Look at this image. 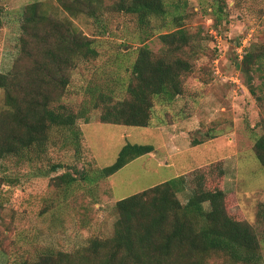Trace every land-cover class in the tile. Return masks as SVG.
Returning a JSON list of instances; mask_svg holds the SVG:
<instances>
[{"label":"rangeland","instance_id":"374dc122","mask_svg":"<svg viewBox=\"0 0 264 264\" xmlns=\"http://www.w3.org/2000/svg\"><path fill=\"white\" fill-rule=\"evenodd\" d=\"M117 0H80L63 9L56 0H0V72L12 66L20 52V28L27 5L55 19H69L93 41L94 58L69 70V83L60 102L78 118L77 140L70 129L52 127L41 158L7 162L4 174L16 183L0 181V264H32L45 251L74 252L90 238H108L116 219V200L187 173L195 167L219 163L224 174L214 186L225 192V204L235 217L255 230L264 264V168L256 159L253 141L264 120V57L255 63L248 89L240 69L243 55L264 43V0H168L184 5V26L198 39L199 54L191 59L183 94L172 104H156L147 127L102 123L100 108H92L85 89L97 87L117 95L128 79L126 67L137 47L158 53L163 44L157 25L141 28L134 16L113 9ZM71 4V3H70ZM217 12V14H216ZM220 15L219 17H217ZM45 25L34 26L32 38ZM36 30V31H35ZM20 67L28 63L27 56ZM258 68V67H257ZM3 92L0 90V105ZM196 140V141H195ZM127 142L152 144L155 151L141 155L108 178L77 185L66 198L57 193L50 177L62 172H91L111 164ZM195 142H200L196 144ZM56 171H47L51 165ZM206 264H240L224 254H211Z\"/></svg>","mask_w":264,"mask_h":264},{"label":"trees","instance_id":"16d2710c","mask_svg":"<svg viewBox=\"0 0 264 264\" xmlns=\"http://www.w3.org/2000/svg\"><path fill=\"white\" fill-rule=\"evenodd\" d=\"M56 1L67 11H71V5L80 4V0ZM215 1L220 11L222 7ZM185 3L114 2V10L134 16L141 28L156 24L163 47L158 53L146 45L137 47L135 58L126 67L128 79L119 95L97 87L85 89L91 107L100 108V122L147 127L156 104H172L183 94L191 59L200 52L198 39L184 26ZM39 10L38 2L26 6L20 26V52L14 66L0 72V170L7 169L10 160L29 164L41 158L52 127L70 129L77 140V119L88 122L85 110L73 112L60 100L69 83V70L81 60L96 57L98 51L71 20L55 19ZM40 23L45 27L42 34L36 35L37 41L31 32ZM23 54L28 63L20 67ZM263 57L264 43H256L240 61L248 89L258 101L261 96L256 95L257 85L251 79L259 69L254 64ZM259 89H264V77ZM261 127L252 148L264 168V120ZM154 151L152 144L127 142L111 164L79 174L62 172L51 176L50 183L66 198L77 185L96 184L131 160ZM57 167L53 164L47 171H56ZM223 174L219 163L203 165L120 198L113 206L116 219L110 237L90 238L74 252L45 251L32 264H206L215 253L240 264H262L255 230L245 219L228 211L225 192L214 186ZM0 181L14 184L17 178L4 174Z\"/></svg>","mask_w":264,"mask_h":264}]
</instances>
